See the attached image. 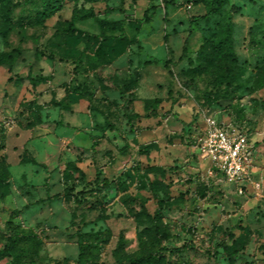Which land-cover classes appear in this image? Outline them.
Listing matches in <instances>:
<instances>
[{
    "label": "rangeland",
    "instance_id": "374dc122",
    "mask_svg": "<svg viewBox=\"0 0 264 264\" xmlns=\"http://www.w3.org/2000/svg\"><path fill=\"white\" fill-rule=\"evenodd\" d=\"M62 2L0 4V264H264V0ZM207 119L250 138L241 182Z\"/></svg>",
    "mask_w": 264,
    "mask_h": 264
},
{
    "label": "built area",
    "instance_id": "2783aa9c",
    "mask_svg": "<svg viewBox=\"0 0 264 264\" xmlns=\"http://www.w3.org/2000/svg\"><path fill=\"white\" fill-rule=\"evenodd\" d=\"M197 148L200 157L211 165V174L218 173L229 183L247 177L253 144L246 134L207 119Z\"/></svg>",
    "mask_w": 264,
    "mask_h": 264
},
{
    "label": "trees",
    "instance_id": "16d2710c",
    "mask_svg": "<svg viewBox=\"0 0 264 264\" xmlns=\"http://www.w3.org/2000/svg\"><path fill=\"white\" fill-rule=\"evenodd\" d=\"M29 2H30V0H21V1L15 2V3L11 2V0H0V4L6 3V5L8 7L7 8V16L8 17L13 14L15 8H17L19 6L22 8L27 7ZM11 5H13V7L10 9L9 7ZM43 5H44L43 6L44 7L43 15L45 16V18H51L55 14L56 11H58L60 8H62L63 2H62V0H43ZM212 14H213V8L207 15L202 16V17H198L196 19L201 20L203 22H208L209 18L212 16ZM91 15H84L81 19H88L89 17L93 16V15L92 16ZM151 21H152V17H145L143 23H150ZM226 42L228 43V45L231 44V42H232L231 35L228 34L226 36ZM206 195H207V191L206 192L203 191V193L201 194V197L205 198ZM20 213H21L20 211L14 212V213H12L11 216L15 217V216L19 215ZM156 232L158 234L161 233V229L158 226H156ZM161 238L164 240H168L169 236L166 233H161ZM10 243H11V240H10ZM164 250H165V248H160L159 251L163 252ZM12 251H13V249H12L11 244H10V246H7L5 248L2 255L7 256L8 258H10L12 260H15L16 257ZM148 257L152 258V259L153 258L156 259L158 257V254L157 253L149 254Z\"/></svg>",
    "mask_w": 264,
    "mask_h": 264
}]
</instances>
